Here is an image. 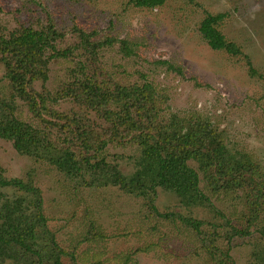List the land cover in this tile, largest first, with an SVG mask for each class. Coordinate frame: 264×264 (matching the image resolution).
Returning <instances> with one entry per match:
<instances>
[{"label": "rangeland", "instance_id": "obj_1", "mask_svg": "<svg viewBox=\"0 0 264 264\" xmlns=\"http://www.w3.org/2000/svg\"><path fill=\"white\" fill-rule=\"evenodd\" d=\"M220 13L225 16L217 27L241 49L237 55L211 48L200 33L203 19ZM49 24L63 33L57 49L74 50L67 57L51 56L47 79L32 83L36 92L56 97L64 82L82 74L78 61L105 90L150 82L161 117L177 114L210 122L233 155L255 162L261 172L255 182L264 183V0H166L154 8L130 0H0V34ZM76 28L90 33L93 42H111L87 54L76 49ZM0 98L11 100L17 119L45 132L49 152L69 148L93 162L104 157L126 175L137 168L141 151L136 141L128 137L101 147L112 137L105 129L111 123L100 112L55 98L48 106L70 124L46 112L39 117L11 88L1 63ZM102 108L119 109L115 103ZM79 121L93 133L88 148L75 133ZM190 164L209 203L188 206L174 192L158 188L151 205L101 181L99 171L71 178L47 157L21 154L13 141L0 137L5 176L31 177L41 188L47 226L66 252L64 264H264V206L254 207L255 186L217 191L197 162ZM186 219L201 221L200 228Z\"/></svg>", "mask_w": 264, "mask_h": 264}, {"label": "trees", "instance_id": "obj_2", "mask_svg": "<svg viewBox=\"0 0 264 264\" xmlns=\"http://www.w3.org/2000/svg\"><path fill=\"white\" fill-rule=\"evenodd\" d=\"M130 1L139 7L154 8L163 5L166 0ZM224 16L222 13L208 14L199 30L211 48L225 49L237 55L242 52L241 49L228 41L217 27ZM76 29L80 38L76 49L83 48L87 54L92 55L97 52L98 46L111 42H93L90 33ZM62 37L63 33L52 24L41 29L21 27L8 35L0 34V63L5 67L9 85L39 117L46 112L70 124L68 117L48 106L47 102L55 98H69L97 110L111 123L105 129L112 138L103 140L101 147L110 141H136L141 151L135 162L137 168L126 175L117 164L104 157L93 162L90 155L77 156L69 148L56 154L49 152L51 144L45 132L17 119L8 98H0L1 138L13 141V146L21 154L47 157L52 165L71 178H84L89 173L99 171L101 181L119 185L126 193L141 196L151 205L154 204L158 188L174 192L188 206L209 203L200 188L198 170L190 164L193 160L215 190L230 192L237 186L254 185V207L260 204L264 206V183L255 182L254 176H261L255 162L248 155L241 158L233 155L213 125L206 120L177 114H172L169 119L161 117L150 82L130 87L118 85L113 90H105L97 78L86 73V63L78 61L83 78L82 74L75 75L64 82L56 97L36 92L32 83L36 79H47L51 56L67 57L73 53V47L70 50L57 49L56 43ZM124 48L126 53L132 52L125 42ZM49 50L53 51L50 56L47 55ZM84 52L82 55L86 56ZM251 70L256 73L255 69ZM178 71L182 73L180 68ZM29 86L32 88L27 90ZM106 103H115L119 109L102 108ZM77 123V138H81L88 148L93 134L89 132L91 128L87 123ZM4 171L0 165V264H64L62 258L66 252L57 241L56 234L47 226L41 188L31 177L8 178ZM7 187L15 190L7 192ZM185 221L197 229L202 223L194 219Z\"/></svg>", "mask_w": 264, "mask_h": 264}]
</instances>
